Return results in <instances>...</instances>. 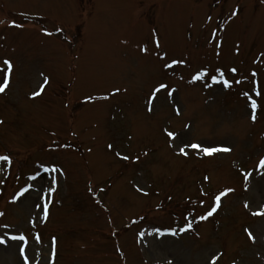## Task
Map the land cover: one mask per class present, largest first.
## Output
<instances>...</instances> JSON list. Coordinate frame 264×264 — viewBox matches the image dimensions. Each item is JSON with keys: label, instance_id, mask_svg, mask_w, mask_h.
<instances>
[{"label": "rangeland", "instance_id": "1", "mask_svg": "<svg viewBox=\"0 0 264 264\" xmlns=\"http://www.w3.org/2000/svg\"><path fill=\"white\" fill-rule=\"evenodd\" d=\"M4 59L14 69L0 94V155L12 163L0 161V235H27L29 264H52V236L54 264H209L217 250V264H264V217L251 214L264 205V0H0V67ZM173 59L186 63L164 67ZM41 72L50 84L31 99ZM161 82L169 89L150 113ZM185 125L193 143L231 151L180 155L164 129ZM41 165L62 169L44 201L50 173ZM225 188L234 191L201 220ZM37 203L47 204L46 218ZM20 244L0 245V264H24Z\"/></svg>", "mask_w": 264, "mask_h": 264}, {"label": "snow or ice", "instance_id": "2", "mask_svg": "<svg viewBox=\"0 0 264 264\" xmlns=\"http://www.w3.org/2000/svg\"><path fill=\"white\" fill-rule=\"evenodd\" d=\"M239 12V9L237 8L236 10L233 11L232 16L237 15ZM209 20H211V17H209ZM12 26L15 27H22V25H17L15 23V21L12 22ZM155 31V30H154ZM57 33H64L65 29L63 27H59L56 30ZM44 34L47 36H52L54 33L48 31L47 29H44ZM65 40L72 44L74 43V40L69 39L67 36H65ZM126 43V42H125ZM155 45L157 48H161V44L159 39L157 38L155 41ZM144 52H147V46H144V48L142 49ZM237 51H238V46H237ZM219 55V53H217ZM157 55H160L159 53H157ZM167 57V53L165 52L162 56H160L161 59H166ZM186 61L183 59H173L171 60L170 63H165L164 67L166 68H172L174 65L177 64H185ZM2 65L3 67H0V94L5 93L6 89L9 88L10 85V81H11V76L13 73V69H14V65H13V61L10 59H4L2 61ZM219 72L220 77L224 76V72L221 69L217 70ZM237 71L236 68H232L231 72L235 73ZM205 75H207L206 70H201L199 71L195 76L192 77V82L197 81L202 79ZM256 73L253 72V76H255ZM40 76L42 77V83H40L38 85V90H34L31 93V99H35L36 97L40 96L43 94L45 88L50 84V77H48L47 75H45L43 72L40 73ZM211 79L214 82H220L217 80L216 76H212ZM240 81H237V83H239ZM223 86L224 87H229L230 86V82L227 79H224L222 81ZM165 89H169V85L166 83H159L158 86H155L154 90L150 93V96L148 98L147 101V110L148 112H152L153 111V105L156 102V100L158 99L157 94L161 93L162 90ZM122 91V89L120 88H116L112 91V93L110 95H105V96H101L98 97V99H103V100H108L110 99L111 95H116L119 94ZM123 91H127V89H123ZM175 89H171L168 91V96L171 97L173 95V93L175 92ZM245 95H248L247 93H245ZM256 95H260V92L257 90ZM93 97L91 95H89L88 97H86V102H92L93 101ZM66 108H71V103H66L65 104ZM258 107V105L256 104V102L253 100L252 104H251V108H252V113H251V118L253 121L256 120V112L255 109ZM175 112L176 115H180L181 114V108L179 106H177L175 108ZM4 123L3 120H0V125H2ZM191 130V125H185V130L182 132H174L169 130L168 128L164 129V132L166 133V135L174 142L173 143V147L174 148H178L179 149V154L183 155L185 157H187L189 155L188 149H195L197 150L198 153H202L203 155L206 156H213L214 154L218 153V152H229L231 151L230 148L228 147H219V146H212V145H208V146H204L205 142H200V143H193L192 140L189 138V133ZM53 135H55V133H53ZM65 148H69L72 147V145L70 144H64L62 145ZM113 147L112 144L108 145V148L111 149ZM89 151H91V149H89ZM117 155L119 156L120 154L117 153ZM145 155H147V153H145ZM124 160H128L129 157L128 156H123L122 157ZM137 161L139 160V157L136 158ZM0 161H6L8 165H11L12 163V159L10 156L8 155H0ZM41 167H44L43 165H41ZM257 170H264V157H262L259 160V163L257 165ZM44 172L45 173H50L49 176V187L47 192L42 193L40 199L41 201L47 200L52 193H54L56 191V185H57V177L55 175V173L57 172H62L61 168H58L56 165H52L51 167H44ZM261 175H264V171L260 172ZM40 176V172L37 171V173L35 175H33L30 179L32 181H36L37 177ZM252 177V172H247L245 174V180H249V178ZM205 180H209L210 177H205ZM33 185L29 184L27 187H24L20 192H18L13 198H12V202H16L18 199H20L21 197L24 196L25 193L29 192V189L32 188ZM137 190L143 192V188L140 187L139 185H137ZM91 191V189H90ZM234 189L232 188H225L223 190H221L218 194H215L214 196V206L211 208L210 211H208L206 213V215H203L200 217L201 220H207L209 217L213 216L217 210L221 207V201L222 198L226 197L229 193L233 192ZM145 195H147L148 193H144ZM206 195V194H205ZM35 207L37 208H41L42 211L44 212L45 218L47 217V204H42V203H37L35 204ZM245 208H249V204L247 202H245L244 205ZM253 216H261L264 217V205L260 206V209L258 211H254L251 213ZM5 215V213L3 211H0V217H3ZM3 227L5 228H9V225H4ZM192 228V224L189 222L187 224V228L183 229V231H187L188 229ZM157 231L159 232V229H157ZM248 236L250 239L253 240V242H255V236L253 235V232L251 229H246ZM172 235H176L175 230L172 231L171 233ZM141 236L143 235V233L140 234ZM10 241H18L21 242L20 246H19V254L20 256L23 258V262L24 264H29V254H28V249H29V240H28V236L25 234H19V235H10L7 238L3 235H0V245H8ZM34 243L36 245H40L42 243L41 240V236L39 233H36L34 235ZM57 237L56 236H52L51 240H50V249H51V253H50V260L52 261V264H54V259L56 256V246H57ZM41 253L38 250H33V254H32V259H35L37 256H39ZM223 255L222 252H219V250H217L216 253H213L210 259L209 264H217V261L220 259V257ZM36 264H39V261H36ZM169 264H172L171 261H169ZM235 264V262H234Z\"/></svg>", "mask_w": 264, "mask_h": 264}]
</instances>
